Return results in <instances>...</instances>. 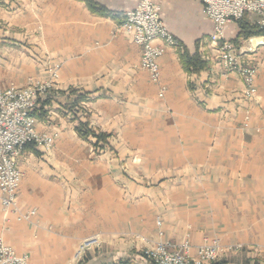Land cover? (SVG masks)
Segmentation results:
<instances>
[{"label":"crops","instance_id":"obj_1","mask_svg":"<svg viewBox=\"0 0 264 264\" xmlns=\"http://www.w3.org/2000/svg\"><path fill=\"white\" fill-rule=\"evenodd\" d=\"M0 1V28H4L0 29V88L24 87L29 78L48 81L50 64L61 63L50 104L43 106V117L36 118L38 130L57 132L54 146L48 152L33 144L25 146L17 161L22 173L19 204L37 214L29 221H18L0 205V237L6 244L18 254H27L30 264H38L37 255L43 264H62L80 239L68 234L71 222L78 220L63 205V188L70 190L75 186L72 177L80 176L89 190L100 195L108 188L114 191L110 204L118 209L111 216L109 235L102 237V250L89 252L86 264L131 257L141 246L129 238L134 234L174 245L188 235L191 256L202 242L217 239L222 246L239 245L222 256L227 264H264V36L236 43L241 64L256 68V94L245 100L242 78L236 70L223 75L216 51L208 43L213 26L202 4L151 0L176 41L159 59V84L164 87L159 97V85L140 68L139 47L118 30L123 13L140 0H90L108 15L93 13L85 0H8L10 5ZM14 2L17 15L29 12V28L6 23ZM257 21L255 13L243 16L247 26ZM21 27L30 34L19 33ZM240 31L233 21L225 25L224 36L233 42ZM7 37L17 42H8ZM195 53L206 62V69L194 72L184 67L181 56ZM69 88L92 98L86 104L89 123L111 134V146L126 120L127 101L133 100L132 110L160 112L145 119L142 142L156 175L165 178L153 199L152 190H144L149 198L137 201L142 211L135 209L134 184L122 181L117 167H108L115 172L112 177L103 167L87 166L91 147L77 136L74 122L63 110L71 101ZM129 141L136 140L127 137ZM92 175L100 177L95 181ZM121 185L126 186L125 197ZM151 204L157 206V215L151 213ZM156 216L161 217L160 238ZM52 222L66 227L49 231Z\"/></svg>","mask_w":264,"mask_h":264},{"label":"built area","instance_id":"obj_2","mask_svg":"<svg viewBox=\"0 0 264 264\" xmlns=\"http://www.w3.org/2000/svg\"><path fill=\"white\" fill-rule=\"evenodd\" d=\"M203 6V13L212 22L213 30L208 38L209 45L216 51V59L225 75L237 70L243 79V96L247 100L254 98L255 68L241 64L236 46L224 36L227 23L236 21L247 12L258 16L257 24L264 26V0H196ZM118 30L140 49V68L145 70L152 82L159 85V94L164 87L159 84V59L167 47L176 46V41L166 30L159 16V8L151 0H140L133 8L123 13ZM58 66L52 70L57 76ZM51 87V82L30 80L24 87L10 85L0 89V203L16 215L17 220H29L35 210L20 211L18 191L22 173L17 166L23 148L33 144L49 150L55 139L36 129L33 111L38 100ZM190 242L185 239L177 245L156 241L145 250L144 255L153 264H208L218 260L225 251L217 240H208L197 247L196 256L189 254ZM231 247H228V250ZM0 264H29L26 254H17L0 237Z\"/></svg>","mask_w":264,"mask_h":264},{"label":"rangeland","instance_id":"obj_3","mask_svg":"<svg viewBox=\"0 0 264 264\" xmlns=\"http://www.w3.org/2000/svg\"><path fill=\"white\" fill-rule=\"evenodd\" d=\"M0 2H3V1H0ZM7 4L10 5V2L8 0H7ZM15 5H16V3L14 2L13 6L9 7L8 11H9V13H12V15L10 14L9 20L5 19L6 23L11 22V24H13V26H15L14 25V22H15L16 27L18 26L17 24H22L24 26L25 25L28 26L27 28H29V23H30L29 12H28V14H25V15H17V9H16ZM21 28H23V30L19 29V31H18L19 33H22L23 35H29L30 34L29 29L27 30L26 27H21ZM0 29H4V28H0ZM6 40L8 42H17L16 39H10L8 37ZM9 44L11 45V43H9ZM22 45H24L25 48L30 49L29 44L27 45L26 43H24ZM12 46L20 48L19 46H14V45H12ZM236 50H237V48H236ZM215 57H216V55H215ZM55 66H58L57 76L52 75V70L55 68ZM60 68H61V63L50 64V68H49L50 78L48 81L51 82V87L48 88L47 91L45 92V94H43L42 98H40L38 100V106L40 105V102H39L40 100H45L47 98H50V100H51V97L53 95L52 92L54 90L53 86L59 77ZM255 71H256V68H255ZM238 74H239V72H238ZM240 77L242 78L241 75H240ZM30 80H32V79L29 78L28 82ZM45 82H47V81H45ZM40 83H43V82H40ZM12 85H14V84H12ZM75 90H77V89H75ZM78 91H80V90H78ZM83 93H86V92H83ZM68 96H70L69 98H71L70 102H72L73 99H75L77 97V95H75V94L73 95L70 93H68ZM158 96L159 97L163 96V94L162 95L159 94V89H158ZM242 97L244 98L243 90H242ZM91 100H92V98H90L89 94L87 93V99L85 101L81 102L79 105L73 106L71 108V110L66 109V107H65L66 104H65L63 106L64 113H66L69 116V118H71V121H73L74 124H76V122L78 120L84 121V120H86V118L89 121V119H88L89 112L87 110L86 104H87V102H89ZM245 100H247V99H245ZM154 101L157 102L158 99L152 100V102H154ZM134 102H135V104L140 103V101H137V100H135ZM130 103H133V100L130 102L127 101L128 109L126 111V116H125L126 120H125V122H123V125L121 127H118L117 132L115 133L116 134L115 138L117 141H116V143H113L112 146L108 143V139L110 138L111 134L110 133L108 134L104 131H101L98 128H94L89 123V126L92 127L97 133L98 132L106 133L108 135V137L106 139V142L100 143L99 144L100 147H97V148H94L93 145L87 141L89 143L87 147L88 148H89V146L91 147V150L89 149L91 155L88 158L87 166H93V167H97V168L103 167L104 170L106 169L105 171H108L107 172L108 176H112L113 174H111V173H115V172H111L112 170H110L108 167H111V166L117 167L118 173H120V177H122L124 179L122 181H124L125 183L131 182L134 184V188H135V190H134L135 191L134 192V201H135L134 205H135V209L137 212V211H142V209H143V205L141 203L138 204L137 201L141 200L143 198V196H147L146 198H149L148 197L149 192H146L144 190H146V189L147 190L150 189V191L152 190L151 191V198L153 199L156 196V194L159 193L158 192V187H159L158 184L160 182L164 181L165 176L160 175V174L156 175V173H155L156 169L153 170L154 166L150 164V162L153 160L146 158V157H148L149 152H146V149L143 148L144 144L142 142V131L144 132L147 129L144 126L145 119H148V117H150L151 119L156 118L158 115H160V112L159 113L156 111L147 112L146 110L143 111L142 107H139V110L137 107H136V109L132 110L131 107L134 105L130 104ZM62 112L63 111H61V113ZM36 121H37V119H36ZM42 132L54 134L55 135L54 143H55V141L57 139V137H56L57 132H55V131L54 132L42 131ZM127 137L134 138L136 141L127 142ZM54 143L49 150H45L42 148H40V149L48 152L53 148ZM76 149L78 151L83 150V148L81 146L80 147L77 146ZM106 153H108V155ZM143 157H145L146 159H143ZM92 177L96 181V180H98V178L100 176L92 175ZM108 179H111V178L108 177ZM72 181H73L72 184H75V186H72L70 188V190L63 188V193H64L63 205H64L65 209L67 210V213L69 214V216H71L72 218H77V220H78L77 222H71L72 226L70 227V229H69L70 231H68V234L70 236H77L78 235V237H80V239L72 247L71 254H69L67 256L66 260L62 264H80V262H82L81 264H86L87 263V262H85L86 261V255H88L89 252L94 251V250H98V249L102 250V245H103V241H102L103 238L102 237H103V235H109L108 233L110 232V228H111V216L118 209H116L117 207H113L110 204L111 203L110 196H112L115 193L110 188L103 191L102 192L103 194L100 195V191L89 190V187H87L85 180L81 179L80 176H79V178L73 176ZM108 183H110L109 180H108ZM120 187L122 188V191H120V193L122 192L123 196L125 197L127 194L126 186L121 185ZM100 198H103V199L100 200ZM0 205H1V203H0ZM2 208L4 210H6L7 212H9L10 214H12L14 216V218L17 220L15 214H13L9 210L5 209L3 206H2ZM19 208H20V211H29L30 210V209L29 210L23 209V207L20 204H19ZM156 208H157V206H155L154 204H151L150 211L152 214L154 213V211L156 212ZM36 214L37 213L35 210V214L31 218H33ZM155 215H157V214H155ZM79 216H81V221H79ZM31 218L29 220H31ZM29 220H24V221H29ZM62 225L64 227H66L62 222H59V223L52 222L51 224L48 225L47 229L49 231H55V227H57L59 229L60 227H62ZM155 226L157 228L156 234H157L158 238H160L163 234L162 233L163 231L161 230V217L160 216H156ZM129 238H131L135 241H140V244H141L140 250L137 251V253L132 254L131 257L119 258L118 260L130 259V260L134 261L135 263L136 262H142L143 261L142 259L145 257L144 252H145V250H147L148 248H150L152 246V244L154 243L153 240H151V239L150 240H142L140 238V236L137 234L129 236ZM186 238L189 239V236L187 235ZM160 240L162 241V239H157L155 241H160ZM212 240H217V239H212ZM217 241L219 242V240H217ZM164 242H166V241H164ZM189 242H190V240H189ZM204 242H202V243H204ZM4 243H5V241H4ZM201 244H199V245H201ZM219 245L221 248H224L225 251L221 254V256L219 257L218 260H221L222 256L227 251L232 250V249H236L239 247V245L222 246L220 244V242H219ZM190 247H191V244H190ZM228 247H231V249L228 250ZM189 251H190V248H189ZM196 251H197V248H196ZM56 254L57 253H55V255ZM195 256H192V257H195ZM145 258H147V257H145ZM87 259L89 261L90 257H88ZM28 261H29V257H28ZM35 261L38 264H43L42 256L37 255V258H35ZM215 261H217V260H215Z\"/></svg>","mask_w":264,"mask_h":264},{"label":"trees","instance_id":"obj_4","mask_svg":"<svg viewBox=\"0 0 264 264\" xmlns=\"http://www.w3.org/2000/svg\"><path fill=\"white\" fill-rule=\"evenodd\" d=\"M85 2L93 13H97L100 15H108L103 10V8L97 7L90 0H85ZM236 22L238 23L241 31L238 34V37L233 41L234 45H236L238 40L247 39L253 35L264 36V26H260L258 24H254L253 26H247L245 25V23H243V16L242 18L236 20ZM117 23L120 24L121 21H118ZM181 61L186 69L188 70L191 69L194 72H199L207 68L206 62L201 61L196 53L193 55H184V56L182 55ZM67 92L73 95L75 94L77 95V97L73 99L72 102H69L65 105L66 109L71 110L73 106L79 105L81 102L87 99V93H83L73 88H69ZM39 102H40V105L33 111V115L35 118L43 117V114L45 112V110H43V106H47L50 104V98H47L45 100H40ZM74 130L79 138L90 142L94 148L100 147L99 144L105 143L108 137L106 133H103V132L97 133L92 127H90L89 121L87 120V118L84 121L78 120L74 126ZM29 145H32V144H28L26 145V147ZM142 260L143 261L145 260V261L144 262L142 261L141 263L139 262L135 263L134 261L130 259H122V260H117L115 262H111L110 264H153V262H151L145 257ZM87 261L88 259L86 258L85 262ZM81 263L82 262H80V264ZM208 264H227V262L221 259V260L210 262Z\"/></svg>","mask_w":264,"mask_h":264},{"label":"bare ground","instance_id":"obj_5","mask_svg":"<svg viewBox=\"0 0 264 264\" xmlns=\"http://www.w3.org/2000/svg\"><path fill=\"white\" fill-rule=\"evenodd\" d=\"M36 119V118H35ZM37 122V121H36ZM36 129H37V127H36Z\"/></svg>","mask_w":264,"mask_h":264}]
</instances>
